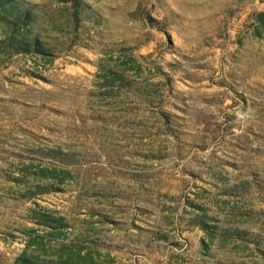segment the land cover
I'll use <instances>...</instances> for the list:
<instances>
[{
    "label": "rangeland",
    "instance_id": "obj_1",
    "mask_svg": "<svg viewBox=\"0 0 264 264\" xmlns=\"http://www.w3.org/2000/svg\"><path fill=\"white\" fill-rule=\"evenodd\" d=\"M12 5L0 264H264V0Z\"/></svg>",
    "mask_w": 264,
    "mask_h": 264
},
{
    "label": "trees",
    "instance_id": "obj_2",
    "mask_svg": "<svg viewBox=\"0 0 264 264\" xmlns=\"http://www.w3.org/2000/svg\"><path fill=\"white\" fill-rule=\"evenodd\" d=\"M0 3H2V4H6V6H13L12 4H13V0H0ZM15 8V7H14ZM25 19H28V18H30V16H25L24 17ZM29 43H31V42H29V41H22L21 42V46L23 47V48H25V49H28L29 47H30V44ZM32 44H33V46H34V48L36 47L37 48V51H40V52H43V50H42V48L40 47L41 46V44L40 43H38V39H36V40H33L32 41ZM31 44V45H32ZM28 261V263L27 264H32V262H30V260H27ZM30 262V263H29Z\"/></svg>",
    "mask_w": 264,
    "mask_h": 264
}]
</instances>
